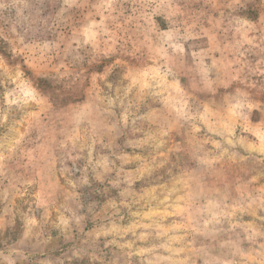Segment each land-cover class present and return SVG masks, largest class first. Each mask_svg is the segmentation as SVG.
<instances>
[{
  "label": "rangeland",
  "instance_id": "374dc122",
  "mask_svg": "<svg viewBox=\"0 0 264 264\" xmlns=\"http://www.w3.org/2000/svg\"><path fill=\"white\" fill-rule=\"evenodd\" d=\"M0 264H264V0H0Z\"/></svg>",
  "mask_w": 264,
  "mask_h": 264
}]
</instances>
